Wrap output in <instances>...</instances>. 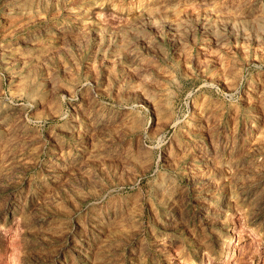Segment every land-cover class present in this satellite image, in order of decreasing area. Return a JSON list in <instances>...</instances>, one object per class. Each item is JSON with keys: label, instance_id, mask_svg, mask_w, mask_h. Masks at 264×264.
Returning <instances> with one entry per match:
<instances>
[{"label": "rangeland", "instance_id": "1", "mask_svg": "<svg viewBox=\"0 0 264 264\" xmlns=\"http://www.w3.org/2000/svg\"><path fill=\"white\" fill-rule=\"evenodd\" d=\"M0 264H264V0H0Z\"/></svg>", "mask_w": 264, "mask_h": 264}]
</instances>
